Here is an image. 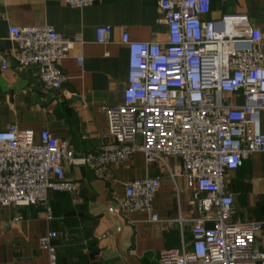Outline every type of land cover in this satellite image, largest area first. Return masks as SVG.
Segmentation results:
<instances>
[{"label": "built area", "instance_id": "2783aa9c", "mask_svg": "<svg viewBox=\"0 0 264 264\" xmlns=\"http://www.w3.org/2000/svg\"><path fill=\"white\" fill-rule=\"evenodd\" d=\"M84 9L95 0H63ZM212 0H161L166 41L123 43L129 51V76L120 105L107 107L108 135L99 151L73 161L70 141L48 131L36 141L33 131L10 125L0 132V207H41L54 219L49 193L74 194L78 184L67 178V161L97 171L129 163L143 153L148 164L171 158L182 162L183 177L193 195L195 220L191 249L166 250L156 264H256L264 223H233L235 199L227 189L228 174L264 153L263 36L246 14L208 20ZM12 56L19 69H37L40 81L53 90L67 82L62 63L75 41L53 27H12ZM112 30H96L97 43H110ZM80 68L82 57L77 59ZM6 68V63H3ZM160 178L124 184V197L110 213L160 217L154 200ZM212 224V227L208 225ZM56 232L41 238L50 264H58Z\"/></svg>", "mask_w": 264, "mask_h": 264}, {"label": "crops", "instance_id": "0c3cea01", "mask_svg": "<svg viewBox=\"0 0 264 264\" xmlns=\"http://www.w3.org/2000/svg\"><path fill=\"white\" fill-rule=\"evenodd\" d=\"M160 1L95 0L91 7L72 9L63 0H0V132L15 125L33 131L40 142V134L48 131L70 141L73 161L99 151L108 135L106 108L122 104L128 81L123 35L136 43L166 41ZM232 14L249 17L262 33L264 50V0H212L207 19ZM41 26L75 41L62 63L68 80L58 91L41 83L37 69H19L12 56L16 44L10 29ZM100 27L112 30L107 45L97 43ZM65 169L78 191L49 193L53 220L41 207H0V264H50L48 251L40 245L50 232L58 234V264H156L163 251L191 249L199 215L190 204L193 192L180 159L150 165L143 153H136L129 163L102 171L71 161ZM147 178L161 179L153 206L159 222L147 213L124 217L109 212L123 199L125 183ZM227 189L235 199L233 223H264V153L229 173ZM256 249L264 254V229Z\"/></svg>", "mask_w": 264, "mask_h": 264}]
</instances>
